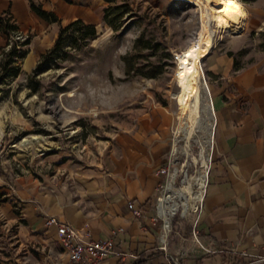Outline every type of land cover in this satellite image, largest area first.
Wrapping results in <instances>:
<instances>
[{"label": "crops", "instance_id": "crops-1", "mask_svg": "<svg viewBox=\"0 0 264 264\" xmlns=\"http://www.w3.org/2000/svg\"><path fill=\"white\" fill-rule=\"evenodd\" d=\"M57 20L41 17L28 0H0L16 29L0 32V51L12 34L27 42L19 72L33 67L59 26L78 19L98 25L107 0H33ZM205 56V57H204ZM201 58L208 78L212 137L201 199L178 234L158 247L157 198L167 158L171 114L153 105L117 131L91 163L46 158L34 171H0V264H64L54 226L44 217L78 228L80 241L109 239L114 251L98 264H264V53L253 63L233 64L225 51L209 47ZM139 210L133 215L128 207ZM87 231V234L83 233ZM161 235L159 236V240ZM84 264V263H69Z\"/></svg>", "mask_w": 264, "mask_h": 264}, {"label": "rangeland", "instance_id": "rangeland-1", "mask_svg": "<svg viewBox=\"0 0 264 264\" xmlns=\"http://www.w3.org/2000/svg\"><path fill=\"white\" fill-rule=\"evenodd\" d=\"M238 2L246 14L241 32L218 26L208 0H203L204 20L212 48L230 52L236 65H245L264 53V0ZM199 22V8L187 0H108L93 37L69 30L60 47L38 56L35 70L27 61L26 71L0 77V171H34L53 157L91 163L117 131L156 105L171 114L169 183L178 188L204 175L200 158L207 160L213 123L201 60L199 118L187 144L173 135L180 107L175 53L196 36ZM181 215L178 207L172 219L179 217L185 227L189 219ZM161 223L159 218L158 242Z\"/></svg>", "mask_w": 264, "mask_h": 264}, {"label": "bare ground", "instance_id": "bare-ground-1", "mask_svg": "<svg viewBox=\"0 0 264 264\" xmlns=\"http://www.w3.org/2000/svg\"><path fill=\"white\" fill-rule=\"evenodd\" d=\"M187 1L199 8L200 25L196 36L189 41L183 50L175 53L177 63L174 77L180 86V92L176 99L177 104L180 105V107L176 114V119L179 124L174 128L173 135L174 138L177 136L184 137L186 144L189 142L193 133L192 131L197 123L200 108L201 96L199 95L198 82L201 76H203L200 60L212 45L211 33L204 20L203 0ZM208 3L215 7L218 26L228 28L233 33L241 32L246 14H244L238 0H208ZM207 89L208 88L206 87V90ZM209 107L211 108L210 103ZM173 141L172 147L174 150L175 140ZM200 160L201 166L204 165L206 168V159L204 156L201 155ZM170 176L171 174H169V180ZM203 181L204 175L202 174L189 178L186 183H183L178 188L174 187L169 181L165 182L163 191L156 201V207L158 208L160 215H163L161 232L162 229L167 227L168 217L173 214L176 208H181L182 215L193 210L201 197ZM161 235V240H163V232Z\"/></svg>", "mask_w": 264, "mask_h": 264}, {"label": "built area", "instance_id": "built-area-1", "mask_svg": "<svg viewBox=\"0 0 264 264\" xmlns=\"http://www.w3.org/2000/svg\"><path fill=\"white\" fill-rule=\"evenodd\" d=\"M1 141H0V151H1ZM159 172L163 173L162 187L166 181L169 180L170 171V160L167 158L165 163L159 168ZM205 176V174H204ZM204 183V181H203ZM203 186V184H202ZM201 199V197H200ZM200 199L198 200L196 206L193 210L189 211L190 214L181 215L183 218L188 217L190 223V235L192 240L197 241L195 238V232L193 230V223L195 221L194 212L197 210L199 206ZM128 207L131 208L133 215H139V210L137 208H133L132 203L128 202ZM156 206V204H155ZM158 214V218H160L161 222L163 220V215H160L158 208L156 207ZM173 218V214L168 217V224L165 229H162L164 239L159 240L158 247L162 250H165L166 237L170 232H174L178 234L183 230L181 226V219L179 217ZM43 224L45 226L52 225L55 229V240L61 247L62 251L66 255V262L64 264L69 263H84V264H98L101 260H103L109 254H116L119 256L123 255L122 251H114L112 248V243L109 239L105 240H92L88 239L83 242L77 238L78 228L73 227L67 222L58 220L53 215H47L44 217ZM161 226H160V235H161ZM84 234H87L86 230H83ZM255 260L261 263H264V252L262 254H258L255 256ZM164 264H172L169 260Z\"/></svg>", "mask_w": 264, "mask_h": 264}, {"label": "trees", "instance_id": "trees-1", "mask_svg": "<svg viewBox=\"0 0 264 264\" xmlns=\"http://www.w3.org/2000/svg\"><path fill=\"white\" fill-rule=\"evenodd\" d=\"M108 1V0H107ZM29 2V8L32 12L35 14L46 18L47 20L55 21L57 20V17L49 11L42 10L38 4H35L33 0H28ZM118 5H122L118 4ZM107 5L103 8V17L106 12ZM127 11V9L123 10ZM94 25L92 24H84L78 19L73 20L63 26H59L56 37L54 38L52 45L48 48L49 51L55 50L58 47H60L61 42L63 40V33H67L70 35L69 30H80V37H93L94 36ZM16 29V25L11 19L10 13L7 11L0 13V32L4 33L6 35L10 34ZM12 37L9 38L10 40L6 43V48L0 51V53L3 54V59L0 61V77H4L6 75H12L15 76L19 70V65L16 64V60L20 59L24 55V50L22 49V46L27 42L24 38L19 40L20 35L18 34H12ZM144 47L146 45H143ZM6 49V50H5ZM230 54V52H227ZM43 53L39 54L41 57ZM37 63V61H36ZM234 64V61H233ZM37 68V65H34L32 67V70H35ZM2 192H0V200Z\"/></svg>", "mask_w": 264, "mask_h": 264}, {"label": "water", "instance_id": "water-1", "mask_svg": "<svg viewBox=\"0 0 264 264\" xmlns=\"http://www.w3.org/2000/svg\"><path fill=\"white\" fill-rule=\"evenodd\" d=\"M198 153L200 154V152H198ZM204 168H205V166H204V165L200 167V169H201V170H203Z\"/></svg>", "mask_w": 264, "mask_h": 264}]
</instances>
